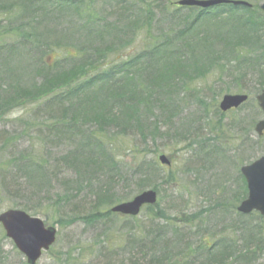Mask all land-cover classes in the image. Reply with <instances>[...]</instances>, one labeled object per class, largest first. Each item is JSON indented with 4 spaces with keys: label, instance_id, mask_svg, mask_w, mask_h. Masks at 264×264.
<instances>
[{
    "label": "rangeland",
    "instance_id": "obj_1",
    "mask_svg": "<svg viewBox=\"0 0 264 264\" xmlns=\"http://www.w3.org/2000/svg\"><path fill=\"white\" fill-rule=\"evenodd\" d=\"M49 1L42 4L31 0L25 8L14 0L0 2V94L10 83L26 86L41 82L40 73L54 66L55 58L57 62L66 58L67 52L91 59L101 70L115 59L134 58L146 47L157 44L158 34L174 31L171 38H182L180 33L191 22L190 15L199 11L186 8L181 10V18H173L172 9L177 0H122L120 4V0H94L84 1L77 10L68 5L70 10L63 12L58 9V0H51L53 4ZM245 1L252 3L256 16L264 20V12L260 10L264 0ZM141 8V20L145 9L154 8L152 32L140 30L125 44L131 35L123 16L132 15V11L135 15ZM222 13L226 19L233 16L231 12ZM239 16L241 13L235 18ZM214 17L199 20L198 28L190 31L187 40H193L196 31L202 28L207 32V40L214 44L216 58L208 53V58L202 60L205 57L198 54V61L184 45L186 39L174 41L168 50L183 47V54L192 57L188 67L192 65L195 72L189 68L188 73L172 78V85L170 82L165 85L168 93L164 90L163 94L168 97L161 100L162 104H154L147 111L144 106L141 108L146 123L141 135H115L109 139L105 135L109 142L107 154L118 163L120 175L115 176V183H109L116 196L113 203L100 206L95 219L90 216L95 208V194L108 184V175L100 177L93 166L82 167L79 163L75 167L64 161L76 148L85 153L86 159L90 151L94 152V139L84 131L82 136L80 132L57 129L62 124L61 115L57 109L50 108L59 105L67 108L69 101L62 104L48 101L49 94L43 98L46 101L25 102L21 104L23 107L1 114L0 213L21 210L16 204L30 200L32 205L44 198L38 213H27L57 228L55 244L37 264H152L175 254L185 234L193 250L208 245L212 248L218 239L227 238L235 242V250L239 251L245 245L241 240L245 237L243 233L250 226H259L264 233V217L256 212L244 215L236 208L245 192L239 169L264 156V136L254 131L262 117L255 97L264 90V35L242 43L237 56L226 55L223 48L227 41L223 38L234 23H230L232 18ZM99 33L106 37L99 38ZM101 49L104 53L100 55ZM92 71L96 69L89 70L88 76ZM153 91L162 94L158 89ZM236 93H247L250 100L233 111H220L222 97ZM157 101L160 100L153 102ZM169 102H173V108ZM73 111L70 109L69 113ZM84 130L89 132L86 127ZM161 153L171 160L170 167L159 163ZM12 158L18 162L15 167L8 162ZM144 161L156 166L148 168L149 181L143 188L137 186L138 178L130 174ZM170 172L173 179L167 182L164 177ZM16 176L20 181H3L5 177ZM9 181L14 186L23 184L26 191L12 195ZM150 188L157 190L159 202L144 207L136 220L106 215L114 204L129 201ZM32 190L40 198H32ZM165 214L170 221H151L154 215ZM155 233L160 234L157 242ZM210 248L192 252L190 257L195 259L202 252L203 263L219 264L213 261L212 252L208 253ZM256 258L250 262L230 259L220 264H264V249ZM0 264H28L14 241L6 236L1 223Z\"/></svg>",
    "mask_w": 264,
    "mask_h": 264
},
{
    "label": "trees",
    "instance_id": "obj_2",
    "mask_svg": "<svg viewBox=\"0 0 264 264\" xmlns=\"http://www.w3.org/2000/svg\"><path fill=\"white\" fill-rule=\"evenodd\" d=\"M1 1L10 0H0V2ZM14 1L25 8L28 7L27 3L31 0ZM34 1H41L42 4L45 3V0H33V2ZM58 1L60 2V4L57 5L58 9L63 12L70 10L67 8L69 7L68 5H71L77 10L79 9L78 6L84 3V1ZM49 2L53 4L51 0ZM118 3H122V0ZM133 6L139 7L137 4H133ZM161 6L164 8L165 4ZM175 8V10L172 9L173 18H181L183 16L181 10L186 8L179 6H175ZM231 8L233 9L234 7L229 5L228 8H226V6H219L218 9H199L196 15H190L191 22L184 27V30L180 34L183 36V39H186V41H183L185 42L184 45L189 47V50L192 51L195 57H198V54H200V57H205L202 60H205L208 58V53H211L212 55H210V57L216 58L215 54H213L214 44L207 40V32L202 28L196 31L197 34L194 35L195 37L193 40H187V35L191 30L198 28L197 22L202 19H215L214 16H223L220 20L232 18L230 22L234 23L232 29H230L228 35L223 38L227 41L225 43L226 46L223 48L226 55L234 54V56H237L238 47L241 46L242 43H250L252 39L258 40L261 38L259 36L260 34L264 35V20L261 19V16H256L255 9L244 8L243 10L237 11L238 13L230 11L233 16L228 19L224 18L222 12H229ZM187 9L195 10L191 7ZM168 10L167 8V11ZM141 11L142 8L135 15V11H132V15L128 16L124 14L123 16L124 20L127 21V27L130 29L131 35L130 39H126L125 44L130 43L132 36L136 35L140 30L144 29L149 34L152 32L151 15L153 14L154 8L145 9L143 12L145 16L143 20H141L140 16L142 13ZM240 13L241 16L235 18L236 15ZM171 34H174V31L166 33L165 35L158 34L160 41L157 44L146 47L144 51L135 55L134 58L123 61L115 59L112 63H106L107 65H104L101 70H98L101 66L96 68V63L91 59L88 60L80 55L75 56V54L72 55L70 52L66 51V58H61L62 60L59 59L58 62L55 58V65L48 66L40 73L42 76L41 82L29 84L30 86H23L20 83H10L5 86V92L3 91V94H0V118L2 117L1 114H6L16 107H23L21 104L25 102L33 103L32 101L38 102L49 99L48 101H60V104H62L65 101H69V107L67 108L61 105L57 106V108H50L57 109V111L60 112L62 124L61 127L58 124L59 127H57V129L66 132H80L79 135L82 136L85 132L94 139V152L90 151V157L86 159V157L83 156L85 153L82 154V152H79L81 149L76 148L77 151L73 152L70 156L64 157V161L68 165H74L75 167H77V164L79 166V163L82 167H84V165H89V167L93 166L92 169H96L100 172V174H98L100 177H102V175H108V184L100 187L99 191L95 194L94 212L92 211L90 213L92 219L99 216L98 210L100 206L110 204L114 197H116L109 183H115V176L120 175L118 163H116L115 159L112 157L111 161L110 154H107L109 142L108 140L106 141L105 135H107L108 139L115 135L126 136L135 133L141 135V132L145 130L146 126L140 114L141 108L144 106V111H147L150 110L154 104H162L163 98L168 97L163 94L167 83L170 82V85H172L173 79L178 77V75L188 73L189 68H191L192 72H195L196 68H193L192 65L188 67L190 65L188 60L192 59V57L183 54V47L177 46V49L168 50V47L171 46L174 41L181 38H171ZM166 35H169V37ZM98 37L104 39L106 36L99 33ZM122 45H119V47ZM98 52H100L101 55L104 53V50L101 49ZM82 54H84V52ZM69 58L70 62L68 64ZM199 60L200 58L198 61ZM91 69H96V71H92L91 76H88V71ZM154 89H158L162 94L157 95V90L154 92ZM184 90L185 92L188 91V89ZM165 91L168 93L167 89ZM48 95L52 98L49 97L43 100L44 96L48 97ZM155 99L162 101L153 102ZM169 103L173 108V102ZM70 109L74 111L69 113ZM85 127L89 132L84 130ZM80 155L82 156L80 157ZM8 162L13 163L14 167L18 163L14 158L10 159ZM31 162L36 165L35 162ZM154 166H156L155 163H148L147 161L140 162L135 166L130 175L132 178H138L137 186H143L144 188V185L147 184L146 182L149 181L148 168L154 169ZM89 175H91V173H89ZM27 178L29 179L30 176ZM8 179L14 182L17 180L20 181V178L17 176L14 178L5 177L3 181H8ZM8 184L10 185L8 189L13 187L12 195H20L26 191L23 188V184H16L14 186L13 184L11 185L10 181ZM5 186H7L6 183ZM38 192L42 191L39 189ZM30 195L32 198H40L33 190ZM42 200H44V198ZM42 200L32 205L30 200L26 203L16 205L22 207L25 211H34L38 213L37 210H41L43 206ZM108 214L111 213L108 211L106 215ZM243 234H245V237L241 240L244 241L245 245L239 251L235 250L237 245L232 240H228L227 238L218 239V244L208 250V253L212 252L210 255H212L213 261L215 260L220 264V262L223 263L230 259L235 262H250L253 259H257L256 256L264 249V233L262 232V228L259 226H250L247 233ZM186 236V234L182 236V245L175 254H171L165 259L161 257L162 260L158 259L152 264H164V261L165 264H210L209 262H202V252L195 259L190 257L192 252L203 250L207 248V246L205 248L196 247V249L193 250V246L188 242L189 238ZM158 240H160V234L155 233V242ZM169 244L170 243H168V247L170 246Z\"/></svg>",
    "mask_w": 264,
    "mask_h": 264
},
{
    "label": "water",
    "instance_id": "obj_3",
    "mask_svg": "<svg viewBox=\"0 0 264 264\" xmlns=\"http://www.w3.org/2000/svg\"><path fill=\"white\" fill-rule=\"evenodd\" d=\"M232 2L235 5H248L245 1L232 0H180V5H191L208 8L221 3ZM264 11V3L261 6ZM261 108L264 110V92L257 96ZM247 95H226L223 97L221 109L227 110L238 107L246 101ZM260 133L264 129V120L256 126ZM161 161L169 164L166 156L161 155ZM243 175L246 176L247 185L249 187L248 198L238 207L240 211L249 214L253 210H257L264 215V157L258 159L251 165L242 168ZM157 193L154 190L145 191L134 197L129 202L120 203L114 208L113 212L123 213L126 215H137L140 208L144 204H155ZM0 221L3 223L4 229L7 231V236L14 239L19 250L24 252L30 264H36L37 259L42 255L44 249L55 243L56 228L45 227L44 222L37 217H30L27 213L20 210L10 209L9 211L0 214Z\"/></svg>",
    "mask_w": 264,
    "mask_h": 264
}]
</instances>
